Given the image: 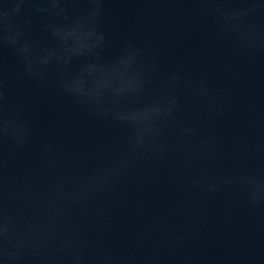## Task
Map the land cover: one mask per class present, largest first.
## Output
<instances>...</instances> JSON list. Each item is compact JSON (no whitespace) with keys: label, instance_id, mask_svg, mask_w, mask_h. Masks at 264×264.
<instances>
[{"label":"water","instance_id":"water-1","mask_svg":"<svg viewBox=\"0 0 264 264\" xmlns=\"http://www.w3.org/2000/svg\"><path fill=\"white\" fill-rule=\"evenodd\" d=\"M0 264H264V0H0Z\"/></svg>","mask_w":264,"mask_h":264}]
</instances>
